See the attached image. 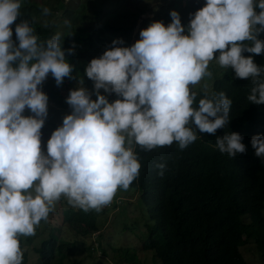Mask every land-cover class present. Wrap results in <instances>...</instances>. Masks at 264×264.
Instances as JSON below:
<instances>
[{
    "label": "clouds",
    "instance_id": "1",
    "mask_svg": "<svg viewBox=\"0 0 264 264\" xmlns=\"http://www.w3.org/2000/svg\"><path fill=\"white\" fill-rule=\"evenodd\" d=\"M21 7V0H0V264H24L21 237L35 236L62 199L99 213L119 190L127 191L140 175L137 147L151 151L176 143L184 150L197 141V132L224 129L232 100L210 89V62L249 79L248 101L264 104V67L243 55L264 53L258 38L264 0H206L186 27L172 10L167 26L152 22L130 47L117 38L93 58L85 68L93 90L83 87L82 78L70 90L71 114L51 134L45 154L41 129L49 97L42 85L49 74L57 86L77 79L66 59L76 46L64 49L59 32L41 41L29 20L15 24L14 41L11 26ZM42 13L50 16L51 9L42 7ZM101 89L119 98L109 102ZM26 108L32 115H22ZM242 140L230 132L217 137L215 146L234 159L246 152ZM251 145L264 160V135L253 136ZM155 167L162 177L166 165Z\"/></svg>",
    "mask_w": 264,
    "mask_h": 264
},
{
    "label": "trees",
    "instance_id": "2",
    "mask_svg": "<svg viewBox=\"0 0 264 264\" xmlns=\"http://www.w3.org/2000/svg\"><path fill=\"white\" fill-rule=\"evenodd\" d=\"M40 1L21 0L22 15L11 26L13 40L16 39L15 24L29 20L41 41L59 32L64 37V49L75 44L74 55L66 53V59L75 66L73 76L77 79L65 78L63 84L57 86L50 74L42 85V91L49 97L48 103H55L65 111L71 108L62 99L63 94L67 98L70 90L80 86V78L83 87L93 90V82L85 75V68L93 58L102 56L114 39L122 38L124 44L121 46L130 47L140 39L142 29L155 21H162L167 26L171 23L170 12L182 7V2L177 0L172 5L175 8L156 11L150 17L144 7L157 0H138L142 10L131 12L125 6L130 0ZM205 5L206 0H190L183 7L182 25L186 27L190 14ZM42 7L50 8L51 15L44 16ZM56 15L61 19L60 23H55ZM45 22L53 26L45 28ZM258 38L264 40V33ZM243 55L252 56L254 63L264 67V53L245 52ZM209 67L213 72V79L206 81L210 89L217 93L223 91L232 100L229 124L218 129L215 135L197 132V141L184 150L176 143L151 151L137 147L140 175L127 191L119 190L111 204L116 205L119 193L130 189L140 194L137 203L141 210H138L140 226L147 231L139 232V222L134 224L133 231L126 225L130 222L128 219L119 220V224L138 236L139 239L135 237L141 242L142 252H150L156 264H249L243 255V250L248 248L264 264V160L255 155L251 145L253 136L264 135V104L248 101L252 87L249 79L234 78V70L225 72L215 62ZM107 96L109 102L119 98L115 93ZM49 125L51 134L62 126ZM230 132L239 133L246 146V152L234 159L221 154L215 146L217 137ZM160 163L166 165L162 177L155 167ZM64 215L71 232L70 240L62 238L56 227L48 229V236L42 238L46 228L41 223L35 236L21 237L24 264H64L63 259L69 258L67 253L73 255L69 247L74 253L82 251L90 258L98 249L104 256L110 255L103 246L105 240L97 242V247L88 244V237L100 231L99 216L95 211L85 213L80 209H68ZM112 250L117 256V259L112 256L114 264H141L134 247ZM82 261L71 264H83Z\"/></svg>",
    "mask_w": 264,
    "mask_h": 264
},
{
    "label": "rangeland",
    "instance_id": "3",
    "mask_svg": "<svg viewBox=\"0 0 264 264\" xmlns=\"http://www.w3.org/2000/svg\"><path fill=\"white\" fill-rule=\"evenodd\" d=\"M177 0H157L154 3H150L148 5H145L144 10L147 11L148 14H150V17L153 16V13L159 10H162L165 12L168 9H173L175 7H172L173 3ZM190 0H180L182 2V7L177 8V12L179 13L180 17L182 18L184 8L187 6V3ZM31 2H41L40 0H31ZM69 2V0H68ZM78 0H76V3ZM195 5V2L191 6L193 7ZM126 10L131 11H140L142 8H140L141 4L138 2V0H130L128 2H125ZM126 18L128 20V16L126 15ZM55 23H60L61 19H58V15H56L54 19ZM214 63V62H210ZM218 66V64H216ZM217 68V67H216ZM50 78V74L47 79ZM46 79V80H47ZM79 87V86H78ZM76 87V88H78ZM102 95H107L103 89L100 90ZM109 95V94H108ZM97 97L95 94L92 95V99L95 100ZM62 99H65L66 97L63 94ZM70 110H61L58 106L55 105V103H48V116L45 120L44 126L42 127V131H45V133H42L41 136V149L42 151L47 152V140L50 137L52 127L49 124H55L57 126L62 125L63 119L66 115L71 114ZM24 116L32 115V113L26 108L24 113H22ZM132 189L129 190V192L125 193H119V197L117 198L116 205L110 204L109 206L103 208V210L97 215L99 216V227L100 231L95 232L92 236L88 237V244H95L96 247L97 242H103L105 240L104 248L109 252L110 255L104 256L102 254V251L100 249L96 250V252L93 253L92 258L86 257L87 254L83 253L82 251H78L74 253L72 247H69L68 250L72 251V254H68L69 256L68 260L63 259L64 264H71L73 262H77V260H83V264H114L113 260L114 258L112 256H115L117 259V256L115 252H113V248L116 250L124 248V247H134L136 250H138V258L141 260V264H156L153 259V255L150 252H142L141 248V242L137 240L138 236H134L132 232L129 230L122 229V226L119 224L120 221L127 220L130 222H126V225L128 227H134V224L139 222V229L140 233H145L147 229L140 226L141 214L138 210H140L137 206L138 199L140 197V194L138 192H135ZM128 193V194H127ZM116 206V207H115ZM137 208V209H136ZM68 209H74L75 211H78L79 209L70 207L65 200H61L56 204V210L53 213H50L49 219L47 222H41L42 225L45 226L46 230L42 235V238H46L48 236V229L56 227L61 232V237L65 238L66 240H70V230H69V224L65 222V215L64 212ZM104 210H108V213L105 214ZM141 211V210H140ZM117 214V218H115ZM119 214V215H118ZM121 214V217H120ZM118 223V224H117ZM117 224V226H116ZM41 225V224H40ZM48 231V232H47ZM134 231V230H133ZM140 236V235H139ZM139 239V238H138ZM107 243L110 244V248L107 246ZM39 244V241L37 242ZM91 255V254H90ZM243 255L247 262L249 264H262L259 257H257L255 254H253L251 249L243 250ZM160 264V263H159Z\"/></svg>",
    "mask_w": 264,
    "mask_h": 264
}]
</instances>
